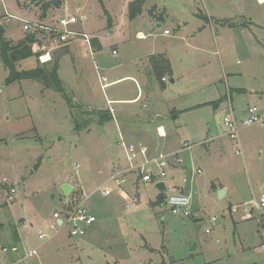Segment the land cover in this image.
<instances>
[{
  "label": "rangeland",
  "instance_id": "rangeland-1",
  "mask_svg": "<svg viewBox=\"0 0 264 264\" xmlns=\"http://www.w3.org/2000/svg\"><path fill=\"white\" fill-rule=\"evenodd\" d=\"M129 1L62 0L58 8L46 11L45 21L52 22L66 12L85 15L84 24L88 31L104 33V51L110 53L111 45L121 40L124 41L121 44L123 50L130 52L136 38L133 34L131 37L128 35L126 27ZM161 1L165 5L170 1L172 7L167 6L168 12L177 15V19H182L185 24L176 40L169 38L175 43L176 52L171 57L175 62V72L166 76L167 85L162 94L166 96L169 89L175 87L168 99L174 98L178 108L192 106L184 114H179L185 118L181 120L190 130L188 135L179 131L180 146L187 142L191 148L177 151L183 164L197 167L201 162L197 161L195 152L202 137L224 132L221 124L223 113L217 109L220 94L230 91L236 109L247 104L255 105L264 115V97L260 100L258 95L248 96L232 90L234 85L264 90V0ZM40 4L41 0H0V26L6 38L13 42L21 39L26 32L22 21L40 18ZM197 7L205 19L212 17L211 25L195 15L199 12ZM107 11L114 19L125 18L126 23L123 21L119 26L107 29ZM219 15L244 25L233 29L224 20H215L214 17ZM202 24L205 26L201 33L206 29L211 33H221L220 45L222 40L225 46L231 44L230 54L235 55L236 46L249 54L248 62L241 65L243 75L223 76L221 61L226 66L231 55L226 56L222 51L221 57L204 53L208 45L216 51L213 40L205 43L197 37L200 32L194 37L195 34L189 33ZM111 29L114 31L110 32ZM191 37L208 44L202 46L203 53L189 51V45L186 47L185 43L192 41ZM54 51H50L51 57ZM200 58L202 64L197 62V70L181 75L182 70L177 66L179 59L189 70L195 65L193 61H200ZM64 60L68 61L67 58ZM64 60L60 76L71 96L77 95L72 101L87 110L89 102L95 106L104 104L105 97L95 74L85 72V76L91 75L85 82L87 88L85 83L82 84L83 80L73 81L69 65ZM84 60L86 66L91 65V57L87 55ZM209 60V70L204 71L205 62ZM37 63L43 62L32 57L17 62L16 68L34 67ZM230 64L229 61L232 68ZM88 70L93 71V68ZM7 74L8 70L0 60V264H21L16 263L17 259L33 248H36V254L28 259V264H264V250L260 247L264 239L253 232L255 220L240 222L241 215L246 218L243 208L251 207V212L255 213L252 206L264 193V121L241 127L238 142L228 141L223 151L213 153L207 160L203 158L202 173L192 185V213L188 217H178L165 207L151 206L159 191L151 183H133L134 173L119 187L111 183L109 195L98 190L90 193L108 178L113 166L126 165L114 123L109 122L103 127L95 122L86 124L88 116L84 110L78 109L80 128L75 129L61 94L31 79L8 84ZM175 76L181 78L170 83L169 78ZM189 150H193L194 156L189 155ZM74 163L79 164L78 168ZM171 174L172 171L168 170L167 178ZM189 175V172L185 174ZM180 177L175 180L180 182ZM66 181L74 188L69 193L67 204L61 190ZM213 182L221 183L220 194L223 195L220 198L218 190L211 187ZM167 185L170 187L168 192H172L170 184ZM88 193L90 195L85 199ZM84 199L85 206L96 219L87 227L83 237L71 238L65 227L48 240L38 239L39 229L48 232L47 225L54 210ZM229 206H238L232 215L239 222L231 219ZM212 217H215L214 221ZM20 218L24 219L22 223L18 222ZM207 228L209 233L205 232ZM15 233L18 241H14ZM12 246L18 248L16 253L9 250ZM5 247L7 249L3 251Z\"/></svg>",
  "mask_w": 264,
  "mask_h": 264
},
{
  "label": "crops",
  "instance_id": "crops-1",
  "mask_svg": "<svg viewBox=\"0 0 264 264\" xmlns=\"http://www.w3.org/2000/svg\"><path fill=\"white\" fill-rule=\"evenodd\" d=\"M262 1L263 0H259V2ZM161 2H162L161 0H155V1L145 0L142 6L141 13L139 15H137L133 19H129L127 14L128 20L126 27L128 29V35L131 37V35L133 34L134 37L136 38V41L133 43L132 46L134 49L131 50L130 52L123 50L124 46H122L121 44H123L124 41L121 42V40H118L119 42L117 41L116 43H113V45H111L110 53L104 51L103 50L104 46L102 43V34L104 33H100V32L97 33L96 31H90V30L88 31L87 25L81 24L80 25L81 27L79 26L81 31L91 35V42H94L95 40L94 43L92 44L90 43L92 47V52H90L88 45L84 41L76 40L74 42L69 43L66 46H62L61 48H64L63 49L64 52L59 56L58 74L64 84L65 81L60 76L61 75L60 69L62 66V61L65 58H67L68 60L67 62L65 60L64 61L66 62L67 65H69V71L72 74L73 81L83 80L82 84L85 85L86 84L85 82H88L90 80L87 77H90L91 75L95 74L96 78L98 79L100 90L102 91L105 97L104 98L105 103L102 105L95 106L94 103L89 102L87 103L88 110L94 112L101 109L103 110L108 109V111L110 112L109 114L110 118L109 120L104 122L101 126L103 127L107 123L113 122L116 130L118 142L120 143V145L122 146L121 142L119 141V133L123 136L124 140L127 143L135 144L138 150L144 148L146 157H151L158 152L168 153L181 149L182 146H180L179 143L180 142L179 131H183L185 135L190 134V130L188 129V126L185 124V122H182L181 120L185 118H181L179 114H184L192 106L187 108H181V107L178 108L176 106V102L174 101V98L168 99L169 95L172 96V93L174 92L173 89L175 87L169 89L166 96L162 94V90L165 89L167 85L166 76L173 75L175 72V62L171 60V57H173V54L176 52L175 43H173V40L172 41L169 40V38L172 37L176 40L179 36L181 27H185V24L182 19H177L178 17L177 15L173 16L172 14H170V12H168L167 6L172 7L170 1L169 3L167 1L166 5L162 4ZM197 10H199V7H197ZM201 14L202 12L201 10H199V12H196L195 15L205 19L206 16H203ZM107 16L109 19V20L107 19L106 21V26H108L107 29L111 27L113 28L117 25L119 26V24H122L123 21H125V18L123 17H121L120 20L119 19L117 20L116 18L115 19L112 18L108 11H107ZM220 16L221 15H219L218 17H214L215 20L219 19V22L220 20L221 22L224 20V23H226L227 26L233 29H237L241 27V25H244V24L235 23L234 20H232L231 18L229 19L225 17L220 18ZM207 19H205L204 21L208 22V24L211 25L213 23L212 17L209 18L208 20ZM229 21H231V24ZM167 25H169L170 27ZM204 26H205L204 24H202L201 27L195 26L198 28L194 29L195 28L194 27L193 28L194 30L189 31V33L195 34L193 35L194 37L196 36V34H198V32H200V34L197 37L200 38L201 40H205V43L207 42V40L212 39L215 44L216 51H214L211 45L205 44L203 42H198L193 37L190 38L192 41L185 43L186 47L189 45V51L191 53L194 52L198 53V51L203 53L204 52V49H202L203 45H208V48L205 49L207 51L204 53L209 52L208 54H210L211 56L218 54V56L221 57L223 56L221 55V51H222L226 56L231 55V58L229 57L228 60H226L227 61L226 66L224 65V61L223 60L221 61L223 76L228 78V77H232V75L235 73H238L239 75H243V69L241 65L242 62H246V63L248 62L249 54H245L244 52H242L241 47L239 46L238 47L236 46L235 48L236 51L235 55L230 54L229 48L231 44L229 46H225L222 40V46L220 45L219 41L222 38L221 33L216 30H215L216 32L211 33L207 29L205 30V33H201ZM227 26L223 25L222 27H227ZM164 30H169V33L165 34ZM113 31L114 30L111 29L110 32ZM183 32L187 33L186 31ZM215 34L218 36V38L216 37ZM87 55L91 57V65H90L91 67L85 65L84 59H86ZM158 55L164 56L168 60L171 68V72L163 73V75L160 78L156 77L154 73V68L152 66V62L150 60V57L158 56ZM181 56L182 54H180V57ZM229 61L232 63L230 64L232 68H230L229 66ZM193 62L195 63V65L190 66L188 70L184 66L183 61L179 59V64H177V66L180 68V70H182L181 73L182 76L186 74L188 75L191 70H193L191 72L197 70V66H198L197 62L202 64V59L200 58V61L195 60ZM171 63H173L172 67H171ZM205 64L207 65L204 68V71H208L210 67V60L208 62H205ZM89 68L91 70L93 68V71H89L88 70ZM86 71L89 74L91 73V75L85 76ZM83 72L84 75L82 74ZM180 78L181 76L179 77L175 76V78L170 77L169 82L173 83L176 80H179ZM203 80L205 79L203 78ZM77 85H79V83H77ZM119 85L120 87L117 88L116 86ZM72 86H73L72 89H74L75 85L72 84ZM85 86L88 88L87 84ZM105 90L106 93H104ZM232 90H234L236 93L242 92L248 96L258 95V99L260 100H262V98L264 97V90H260V91L250 90L238 85H234V87H232ZM161 94L165 98H163ZM72 96L73 98H76L77 95L72 94ZM219 96L221 97V99L219 100L217 109L222 111L223 113L222 118L231 109L235 117L238 120H240L243 117H245L247 108L251 106L247 104L245 107L236 109V107H234V103H233L234 101L231 97L230 91H227V93L223 95L220 94ZM252 106L256 107L255 105ZM258 114L261 116V118H263L264 121V115L259 110H258ZM93 118H94V122L96 123L97 122L96 116ZM221 124L223 126V123ZM183 126L185 127V129H181V127ZM185 140H188V138H185ZM201 140L202 142H200V144L197 145L198 149L195 152V157L197 161L201 162L200 163L201 166H197V167L200 168L201 170H202V166L204 165L203 158L207 160L209 158H212L213 153H219L223 151V148L227 147L228 141L238 142V139L233 140L229 138L223 133V131L222 134L218 135L216 133L211 136H206V138L202 137ZM184 143L187 142H183V144ZM236 151L238 152V150ZM189 155L194 156L193 150L190 151ZM124 162H125V158H124ZM125 167L126 165H124L123 167L119 165H117L116 167L113 166L108 176L114 170L124 169ZM170 170L172 171V174L170 178H166L165 180V184L168 187V190L170 189V187L167 185V183L170 184L172 188V193L184 192V189L182 188L181 185L182 176L180 177L179 175L182 174L184 176L185 174H187V172H190V165L187 166V164H183L182 166L172 167V169ZM129 177L130 174L127 175V180ZM176 177L177 178L180 177V182L179 179L178 182L177 180H175ZM103 182L99 183L96 186V188L90 193L95 192L97 190V187ZM65 183L71 185V183H69L68 181H66ZM133 183L135 184L137 183L136 178L134 179ZM214 184L215 182L211 184V187L214 189L216 188L218 192H220L221 183H217L215 185ZM72 189H74L73 186ZM163 191L162 192L159 191V193H162L163 196H165V192ZM90 193L87 194V197L88 195H90ZM121 193L123 197H125L126 200H128L127 195L122 190ZM222 195L223 194L218 193L219 198ZM237 207L238 206L236 207L229 206L230 217L233 212L237 211L236 210ZM245 215L246 218H244L243 215H241L240 222L243 223L244 221H249V220L254 221L252 217H249L247 214ZM197 216H198L197 218L200 219L199 218L200 215ZM231 219L236 223L239 222L238 220L236 221L234 220L233 215ZM254 223L255 225L253 226V232L256 231V233L259 236H261L260 227H258L255 221Z\"/></svg>",
  "mask_w": 264,
  "mask_h": 264
},
{
  "label": "built area",
  "instance_id": "built-area-1",
  "mask_svg": "<svg viewBox=\"0 0 264 264\" xmlns=\"http://www.w3.org/2000/svg\"><path fill=\"white\" fill-rule=\"evenodd\" d=\"M85 15H73L65 13L62 17L56 18L52 22L45 21V17L38 18L36 20H24L23 29L26 32L35 33V41L31 44L32 51L38 54V58L42 62L50 60V51L57 50L62 46H66L76 40H82L92 52L91 47V35L81 31L79 26L84 24ZM165 34L169 33V30H164ZM114 53V51H113ZM92 54V53H91ZM165 79V78H163ZM263 121V118L258 114V110L254 106H250L246 110V115L242 119L238 120L235 115L230 111L222 118L224 126V134L233 140L238 139V131L241 127L250 126L258 122ZM119 141L121 142L125 152L126 167L124 169H116L108 176V178L97 187L103 195H109L112 192L111 183H114L117 187L127 181V175L136 174V181L142 183L158 184L163 182L165 186V196L160 203L161 207L168 209L170 214L178 217H188L191 215L190 210L191 192H193L192 185L198 175L202 173V170L193 165L190 166L189 177H181V185L184 192L172 193L168 192V187L165 184V180L168 176V170L172 167L182 166L183 160L178 154V151H172L168 153L158 152L151 157H146L145 149H137L135 144L127 143L123 136L119 133ZM191 144L184 143L180 150L190 149ZM141 156V157H140ZM78 168L79 164H73ZM192 190V191H191ZM195 190V189H194ZM11 192H14L11 189ZM87 196H85V199ZM84 200H81L70 206H62L61 210H54L51 215V221L48 223V232L41 229L37 231V237L40 240H48L56 235L60 230L67 227L68 235L71 238L81 237L85 234L87 227H89L94 221L95 216L90 213L84 204ZM66 204L68 200L64 201ZM69 203V202H68ZM255 213L251 212V207H244V212L252 217L255 222L260 226L261 236L264 239V193H261L256 202ZM212 221L215 217L211 218ZM206 233L210 230L207 228ZM262 250H264V242L260 244ZM6 247L3 251H6ZM11 252H17L18 248L12 246L9 249ZM36 254V248L27 251L25 254L18 258L16 263L28 264V259Z\"/></svg>",
  "mask_w": 264,
  "mask_h": 264
},
{
  "label": "trees",
  "instance_id": "trees-1",
  "mask_svg": "<svg viewBox=\"0 0 264 264\" xmlns=\"http://www.w3.org/2000/svg\"><path fill=\"white\" fill-rule=\"evenodd\" d=\"M145 0H132L128 3V18L133 19L141 13L142 6ZM62 3V0H41V18L45 17V13L49 8H58ZM35 41V33L25 32L24 36L17 42H13L11 39L6 38L4 29L0 26V60L3 66L8 70L6 77V83L11 84L21 79H31L41 83L45 88L53 89L54 91L61 94L64 98L68 110L70 111L72 120H74L75 129L80 128L78 122L77 110L81 109L87 116L85 120L86 124L94 122L96 116V124L102 125L104 122L109 120L110 112L107 110L90 111L82 109L76 102H73V96L67 91L65 84L61 80L58 74L59 68V56L64 52V48L55 50L52 53L50 60L37 63L34 67L28 66L21 70H17L16 63L24 61L28 58L36 57L38 54L32 51L31 44ZM93 41V40H92ZM95 42V40H94ZM94 42H91L94 43ZM154 73L157 78H160L163 73L170 72V66L168 60L162 56L150 57ZM37 61V60H36ZM163 194L159 193L157 199L151 202V206L160 205L163 200ZM18 234H14V241H18Z\"/></svg>",
  "mask_w": 264,
  "mask_h": 264
},
{
  "label": "water",
  "instance_id": "water-1",
  "mask_svg": "<svg viewBox=\"0 0 264 264\" xmlns=\"http://www.w3.org/2000/svg\"><path fill=\"white\" fill-rule=\"evenodd\" d=\"M156 188L160 191V192H162L163 190H165V186H164V184H163V182H160V183H158V184H156ZM61 190H62V192H63V195H64V197H65V199L66 200H68L69 199V193L71 192V190H72V186L71 185H69L68 183H64V184H62V186H61ZM220 193V192H219ZM23 218H20L19 220H18V222H23Z\"/></svg>",
  "mask_w": 264,
  "mask_h": 264
}]
</instances>
